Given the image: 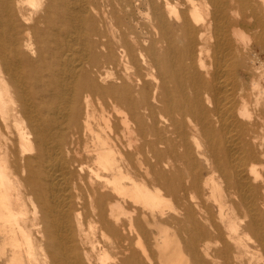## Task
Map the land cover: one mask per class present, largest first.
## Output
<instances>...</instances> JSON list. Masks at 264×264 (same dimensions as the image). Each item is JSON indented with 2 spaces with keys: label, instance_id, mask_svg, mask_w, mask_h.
I'll use <instances>...</instances> for the list:
<instances>
[{
  "label": "bare ground",
  "instance_id": "6f19581e",
  "mask_svg": "<svg viewBox=\"0 0 264 264\" xmlns=\"http://www.w3.org/2000/svg\"><path fill=\"white\" fill-rule=\"evenodd\" d=\"M0 264H264V0H0Z\"/></svg>",
  "mask_w": 264,
  "mask_h": 264
}]
</instances>
